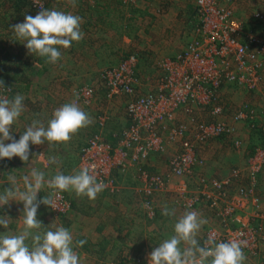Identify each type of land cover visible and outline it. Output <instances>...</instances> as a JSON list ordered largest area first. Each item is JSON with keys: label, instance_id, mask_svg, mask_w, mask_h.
<instances>
[{"label": "crops", "instance_id": "obj_1", "mask_svg": "<svg viewBox=\"0 0 264 264\" xmlns=\"http://www.w3.org/2000/svg\"><path fill=\"white\" fill-rule=\"evenodd\" d=\"M66 1L64 3L63 0H60V2L49 4L48 9L55 8L56 10L66 13L72 12L73 14L81 16L83 19L81 29L86 35H84V39L81 42H74L69 49H60L62 58L55 64L47 63L46 58L29 53L28 49L21 44L23 42L16 40L14 36L11 37V35H14L12 32L13 19L18 17L22 20L21 22H24L26 15L32 16L29 5L23 7L19 12H16L8 4L4 5L7 6L6 8L0 10V45L2 44L0 51V77L2 76L1 79H3L5 84L15 87L16 94L19 93L25 97V111L18 118L17 122L14 123L11 131V135L17 141L34 119L40 120L47 127L48 121L52 118L53 111L70 101L69 96H64L63 98H59V96L61 92L71 90L77 85L74 76V66L78 67V69L76 68L78 72L86 74V80H92L96 75H100L103 69L118 65L122 58H128L134 55L137 61H139L138 53L132 52L133 50H129L128 47L136 45L137 41L135 38L143 32L142 27L148 26L147 29H151V27H156L155 23H158V25L161 24V27L164 28L163 34L165 35L163 36L168 37L169 40H173L169 35H177V40H173V49L168 53H164L167 58H175L178 53L184 51L186 48H184V45L180 46L177 44L184 40L185 35L188 34L182 28L176 30L175 27H185L184 25L190 16L188 15L190 12H186V6L189 3L183 4L187 0H158L160 1L158 3L164 1L167 7H159V11L154 15L147 10V7L150 9L148 4L149 0H137L140 2H137L136 5L132 4V7L129 8L123 5L120 0H77L75 8L71 7L68 0ZM192 3L194 5V2ZM179 4L181 6L178 7L177 13L172 12V7ZM141 5H144V8H141ZM175 19L178 22H173ZM2 28L6 30H2ZM6 43L9 47L16 44L19 50L10 52L8 50L9 47H5ZM127 50H129L128 53ZM148 56V53H145L141 57L146 58ZM14 60L17 61L13 64ZM81 60H86V62ZM6 63L10 64L6 65ZM51 89L54 92L51 95L45 96V101L40 100L39 91L42 92V90L47 91ZM231 90L232 88L227 87L224 89L226 91V99H228V94ZM99 93L100 91H98ZM249 94H252L254 98L258 96L253 92ZM101 103H103V107L100 106V102L90 107H80L91 117L92 123L88 127H91L89 129H92V131L83 128L72 137V139L76 140V143L78 140L79 146L85 144L91 134L96 132H100L108 142L116 144L120 139L122 131L130 125V121L126 116L127 102L111 101ZM243 104L253 105L255 107L257 105L256 102H253V104L242 103L241 105ZM120 106L123 110L125 108V113L118 111ZM232 108L235 107H228L229 114H233L236 109L231 110ZM104 116L106 118L105 125L101 126L99 119ZM192 116L202 121H213L217 119L212 117L207 110L196 108L191 115L180 112L176 124L189 122L192 120ZM219 119L221 120L222 117H219ZM236 127L237 130L238 128H251V134H255V128L250 127L246 122L237 123ZM244 136L246 137V134L241 133V137ZM80 139H84V142ZM69 142L71 143V141ZM219 142H224L222 143L224 151L215 150L211 152L210 147L208 148L210 153H207L208 150L205 154L207 161H205L206 165L205 168L203 167V171L209 176L212 175V177L213 174L220 176V172H222L220 169L223 167L224 164L222 163L226 158L231 157L230 162L233 164L237 161L235 157L236 153L232 150L236 146L233 147V144L230 146L223 140ZM9 143L11 141H5V144ZM176 143L177 146L174 152L167 150V147L171 144L169 142L165 143V151L152 154L150 161L144 166L148 173L154 175L168 173L167 164L169 162V156L172 157L180 147V142L177 141ZM213 143H209L208 146ZM217 143L213 144L212 147H217ZM66 145L67 143L49 145L47 141L41 145H33L30 143L28 162L22 161L19 157H13L11 160H0V192L11 187L7 179L9 174L16 177L20 188L23 187L22 177L25 173L28 175L33 166H38L40 162L47 164L45 161L49 157L59 156L61 151L66 149ZM169 149H173V147L171 146ZM220 152H225L223 154L225 155V159L218 157ZM164 153H166L165 157L163 156ZM156 155L159 158H155ZM112 176L117 186L115 191L110 188H105L95 200H89L85 197L86 200L82 206L80 204L76 205V202L73 201V214L65 220L66 227L69 230L72 227L74 243L80 240L86 241L83 248L74 249L80 255L81 264H102V262L110 260L117 261L119 264H131V262H135L136 256L143 254L148 259L155 247L159 246L163 240L174 235V224L177 218L185 211L195 210L203 218L207 219V224L202 227L197 237L200 244L201 237H203L207 228L215 222L212 216L214 214L208 208L205 199H202V204L198 203L194 207L184 205L186 199L197 195L202 189L199 182L193 188L190 187L188 193L184 196L182 190L180 191V180L176 177H171L165 191L154 193L149 197L145 193V181L141 179L136 168L131 167L124 172L116 168ZM195 176L197 177L198 175L195 174ZM40 193H38V197ZM73 193L69 194L72 196ZM148 199L154 207V216H149L146 207L143 206ZM165 204L169 208L176 209V217L169 218L161 214L162 207ZM42 208L40 205L37 211V219L40 222L42 215L45 213L44 210L39 213V210ZM262 214L263 218H257V221L264 220L263 208ZM23 215V202L12 200L9 204L0 207V217L8 216L11 219L8 229L0 226V234H4L7 231L12 234L22 232L24 228ZM70 219H73V221ZM38 231L43 233L47 230L43 231L39 229ZM26 243L30 244L31 241H26ZM181 247L183 248L184 245L181 244ZM126 254H129L130 257H127Z\"/></svg>", "mask_w": 264, "mask_h": 264}, {"label": "built area", "instance_id": "obj_2", "mask_svg": "<svg viewBox=\"0 0 264 264\" xmlns=\"http://www.w3.org/2000/svg\"><path fill=\"white\" fill-rule=\"evenodd\" d=\"M32 1L36 10L40 11L48 0ZM237 1L196 0L197 37L181 54L162 61L164 75L156 92L137 94L134 68L138 61L134 55L101 73L109 99L124 94L131 97L127 105L130 125L122 131L116 144L106 142L100 133L95 134L80 150V170L87 167L96 175L98 182L103 181L106 188L115 191L117 186L113 171L119 168L124 172L134 167L145 181V193L149 197L165 191L171 177L180 180V191L184 196L188 193L186 178L191 177L203 163L199 153L216 138L231 136L236 131L234 124L219 119L227 113L221 103L223 90L227 85H237L252 92L264 83V37L252 30L246 31L244 23L226 7ZM123 2L135 5L138 1ZM254 16L257 20L263 19L260 13ZM4 89L0 88V95L9 96L12 88ZM94 93V88L89 85L78 91L80 97L86 98V104H90ZM196 107L208 110L217 119L202 121L192 116L191 121L176 124L178 110L191 115ZM232 116L233 122H246L253 128L258 126L257 130L261 129L264 135V120L256 125L260 116L247 104L241 105ZM99 120L104 126L106 118ZM177 140L180 141V149L169 159L168 173H148L144 166L152 154L165 151L166 141ZM235 144L239 147L240 142L235 141ZM263 162L264 150L257 149L255 156L248 161L247 175L244 170L235 169L231 176L223 180L201 178L200 192L185 198L183 204L187 207H194L205 199L221 220L220 226L208 230L205 241L209 237L215 238L216 242L234 238L244 240L247 246L243 251L247 258L264 259V225L255 223L257 218L262 217V202L254 189ZM242 176L248 179L250 186L237 184L239 188L231 193L230 188ZM54 199L56 209L51 210L56 215L62 216L70 211L71 203L63 192ZM145 205L148 215L154 216V207L149 199Z\"/></svg>", "mask_w": 264, "mask_h": 264}, {"label": "clouds", "instance_id": "obj_3", "mask_svg": "<svg viewBox=\"0 0 264 264\" xmlns=\"http://www.w3.org/2000/svg\"><path fill=\"white\" fill-rule=\"evenodd\" d=\"M68 2L73 8L77 5V0ZM82 23V17L72 12L40 7L36 16L26 15L23 23L13 26L12 32L16 40L23 41L21 44L29 53L55 64L62 58L60 49H69L74 42L79 43L84 39ZM0 88L4 89L3 81H0ZM24 99L19 93L13 98L0 95V160L19 157L28 162L30 143L41 145L47 141L49 145L66 144L92 123L89 114L73 100L53 111L47 127L34 119L17 141L11 131L25 111ZM5 141L11 143L5 144ZM58 159L49 157L48 163H57ZM7 179L11 187L0 192V207L12 200L23 202L24 228L19 234L9 231L0 234V264H81L80 255L74 249L83 248L86 241L74 243L71 231L63 225H53L55 230L39 232L42 224L37 219V211L41 203L55 210L54 197L62 192H74L77 197L95 200L105 190V183L98 182L96 175L87 167L75 174L58 172L47 181L42 171L32 168L28 175L22 177L23 191L14 175L9 174ZM45 185L53 192L37 202V194ZM161 214L169 218L176 217V209L165 204ZM10 222L8 216L0 217V226L3 228L8 229ZM205 224L207 219L197 211H185L174 224V235L163 240L151 252L149 264H245L247 257L243 248L247 242L244 240L234 238L227 242H216L215 238L209 237L201 246L197 237ZM29 240L31 243H26Z\"/></svg>", "mask_w": 264, "mask_h": 264}, {"label": "rangeland", "instance_id": "obj_4", "mask_svg": "<svg viewBox=\"0 0 264 264\" xmlns=\"http://www.w3.org/2000/svg\"><path fill=\"white\" fill-rule=\"evenodd\" d=\"M2 1L3 0H0V4L2 3ZM4 1H6V0H4ZM63 1H64V3L67 2L66 0H63ZM120 1H122L123 5H126L128 8L132 7L130 4L124 3L123 0H120ZM140 1H138V2H140ZM56 2H60V0H48L47 4L45 5V8L48 9L49 4L56 3ZM158 2H160V1H158V0H149L148 1L150 9H149V7H147V10L149 13L151 12V14L154 15L156 12L159 11L158 10L159 7H161V6L167 7V4L164 3V1H162V3H158ZM187 2L189 4H187V6H186V9H187L186 12H190V13H188V15H190V16L188 17L187 22L184 25L185 27H182V26L175 27L176 30H179L182 28L183 31L186 34H188V35H185L184 40H182L181 42H179L177 44L180 46L184 45V48L187 47L188 44L197 37L195 28H196L197 23H198V11H197L196 0H187V1L183 2V4H186ZM192 2H194V5ZM176 4H178V3H176ZM190 4H191V6H190ZM180 6H181V4L173 6L172 12L177 13L178 7H180ZM6 7L7 6H3V5L1 6L0 5V10L2 8H6ZM226 7H229L232 10L234 16L244 23V25L247 28V29H245L246 31L252 30L253 32H256V34L264 37V0H238L235 4H228V5H226ZM141 8H144V5H141ZM30 10H31L30 13H32L33 17L37 15L36 11H34L32 8ZM256 13L262 14L263 19L257 20L254 16ZM13 20H14V23L12 24V26L19 24V23H23V22H21L22 20H20L18 17L16 19H13ZM173 22H178V21H177V19H175V20H173ZM6 24H8V23H6ZM146 24H149V23H146ZM155 25H156V27L155 28L151 27V29H147L148 26L142 27L143 32L140 35H138L137 38H135V40L137 41L136 45H131L130 47H128L129 50H131V49L133 50V51L131 50L132 52L138 53V60L139 61H138V63H136V66L134 68V74H135V77L137 78V84H138L137 94H139V95H147L149 93H154L157 91L158 83L160 82V80L163 78V75H164V71L161 67V63L164 60L172 59V58H167L164 53L170 52L173 49V46H172L173 42H174L173 40H177V37H176L177 35H169V37L173 38V40H169L168 37L163 36V35H165V34H163L164 28L161 27V24L158 25V23H155ZM3 28H2V30H6ZM13 36L14 35H11V37H13ZM6 39H8V38H6ZM164 41H167V42H164ZM21 42H23V41H21ZM1 45H0V51L2 48ZM5 47H9V45L6 43ZM8 50L10 52H15V51H18L19 48L15 44V45L9 47ZM129 50H127V53L129 52ZM124 51H125V49H124ZM182 52L178 53L177 55L181 54ZM145 53H148L149 56L146 58L141 57ZM77 54H82V53H77ZM85 54H86V52H85ZM124 60H125V58H122L120 60V62L118 63V65L120 63H122ZM15 61H17V60H14L13 64L15 63ZM81 61L86 62V60H81ZM7 64H10V63H6V65ZM75 64H76V62H75ZM85 65H86V63H85ZM118 65H116V66L113 65V67L105 68L101 71V73L106 69L114 68V67H117ZM76 68L78 69V67L74 66V70H75L74 76L76 78L77 85H75V87L71 90L61 92L59 98H63L64 96H69L70 97L69 102L76 100L78 105L81 108H83L84 106H86V107L93 106L98 102H100V106L103 107L104 105L101 102H111V101L112 102H127V105H128V102L131 100V97L127 96L125 94L118 96V97H114L112 99H108V101L106 100V95H105L106 86H105L104 81L101 78V73H100V75H96L94 77V79H92V80H90V79L86 80V74H81L80 72H78L76 70ZM1 77H0V81H3V79H1ZM3 84H4V82H3ZM86 85L93 87L95 90L94 97L90 101V104H86V98L80 97V95H78V91L80 89L86 87ZM227 88H232V90L228 94L229 101H228V99H226V96H225L226 91L223 90V95L221 96L222 97L221 103L226 107L227 113L225 115L220 116V117H222L221 120H226L229 123L234 124L236 131L231 136L219 137L217 140L212 141V142H214L213 144L218 142L216 144L217 147H215V146L212 147L213 144H210V146L207 145L206 148L199 153L203 163L200 164V166L194 170V173L192 174L191 177L186 178L188 185H189L188 190L190 187L193 188V186L198 185L199 179H201V178L206 177L208 180H211V179L223 180L224 178L231 176L235 169L244 170L245 171L244 174L246 173V175H247L246 167L248 165L249 159H251L255 156L257 149L264 150V135L261 132V129L257 130L258 126L254 127L255 128V134H254L255 136L251 134V132H252L251 128H248V129L247 128H243V129L238 128V130H237L236 125H237V123H241V122H233V119H232L233 116H232V114H229V110H228L229 106L235 107L237 109L238 106L241 105L242 103L253 104V102L254 103L256 102L257 103L256 107L253 105H251V106H249L248 104L247 105L251 109H253L254 111L258 112L260 119L258 121H256L255 124L260 125L261 123L259 121L262 122L264 120V83H263V85L260 86L259 89L252 91L253 93H256V95H258L257 98H254V96L252 94H249L251 92H249V91H248L249 93L246 92L247 90L243 89L240 86L227 85ZM150 90H152V91H150ZM98 91H100L99 94H98ZM53 92L54 91H52V89L47 90V91L42 90V92L39 91L40 100L45 101L46 100L45 96L51 95ZM15 95H16V92L14 94H12V96L9 95L8 97L12 98ZM125 96L127 97V100H126ZM232 97H234V98H232ZM119 108L120 109L118 111L120 113H122V112L125 113V108H124V110L121 106ZM196 108H194V110ZM235 108H232L231 110H233ZM106 109H108V107H106ZM236 109L234 110V112L236 111ZM179 111L180 110H178V112H177V116H176L177 118H178L180 112H182V110L180 112ZM207 112H209V111L207 110ZM126 116H127V107H126ZM103 118H105V116ZM127 118H128V116H127ZM89 128H91V127H86L87 130L92 131V129H89ZM241 133L242 134L245 133L246 137L245 136L241 137ZM81 138H84V137H81ZM80 140H82V139H80ZM220 140L225 141L230 146H231V144H233V147L236 146L235 141L240 142L239 147H235L234 149H232L234 151V153H236L235 157L237 158V161H236V163L233 164L230 162L231 157L226 158V160H224V162L222 163L224 165L220 169V170H222V172H220V176L213 174V177H212V175L209 176L203 171L205 168V165H206L205 161H207L205 158V156H206L205 154L209 150L208 148H210V147H211V152H214L215 150L224 151V149L222 147L223 146L222 143H224V142H219ZM70 141H71V143L70 142L67 143L68 146L66 145V149L64 151H61V154H59V156L55 155V157L59 158L57 163L49 164L48 159H47V161H45L47 164L40 162L38 164V166H36V165L33 166V168H36L45 174V181L50 180L58 172L63 173L65 175H69V174H75L76 172L80 171L79 155H80L81 146H79L78 140H77V143H76V140H74V139H71ZM82 141L84 142V139ZM177 141H179V140H177ZM177 141L171 142V144H169V146L167 147V150L168 151L170 150V152H172V151L174 152V150L176 149V146H177V143H176ZM166 143H169V141H167ZM171 146L173 147V149H169ZM165 149H166V145H165ZM179 149H180V147L177 149V152L179 151ZM207 153H210V150ZM224 153L225 152H220L218 154V157H223L222 159H225L224 158L225 155H223ZM163 156L165 157L166 153H164ZM230 156H232V155H230ZM155 158H159V156L156 155ZM170 158L171 157L169 156V159ZM44 168H47V169H44ZM195 174L198 176L196 177ZM24 175H27V173H25ZM235 182L236 183L234 184V186H232V188H230L231 193H235L236 190L239 188V186H237V184L245 186V187L250 186L248 179L244 176L240 177V179L239 178L236 179ZM254 189H255L256 195L260 198V200L262 202V208L264 211V162H263L262 169L258 173V177L256 179ZM20 190H24V185H23V187L20 188ZM49 193H52V189L48 188L47 185H45V187L41 190L39 197L37 194V202L42 200ZM63 193L71 203V209L65 215H62V216L59 215L58 216L51 210V207L46 206L42 203L40 204L43 208L41 210H39V213L43 212V210L45 212L41 218V224H42L41 229L43 231L55 230L53 225H55L56 227H59L60 225H63L64 227H66L65 220L67 218H70L71 215L73 214V212H72L73 203L72 202L75 201L76 205L80 204L82 206L83 202L86 200L85 197H77L75 195V193H73L71 196L70 194L72 192H63ZM207 205H208V208L214 214L212 216L215 219V222L212 223L207 228L205 234L203 235V237H201V246H203V244H204L205 236H206V233L208 232V230L212 227H218L221 225V220L219 217L216 216V212L210 208L208 203H207ZM262 208H261V214H262ZM261 218H263V214H262ZM70 220L73 221V219H70ZM255 223L264 225V220L263 221H259V220L257 221L256 220ZM66 228H68V227H66ZM71 228H70V231L73 235ZM129 254H126V256L130 257ZM147 261H149V259H147L145 254H143L140 256H136L135 262L133 261V262H131V264H147ZM102 264H119V262L110 260V261L102 262ZM245 264H264V259L263 258H247V260L245 261Z\"/></svg>", "mask_w": 264, "mask_h": 264}, {"label": "trees", "instance_id": "obj_5", "mask_svg": "<svg viewBox=\"0 0 264 264\" xmlns=\"http://www.w3.org/2000/svg\"><path fill=\"white\" fill-rule=\"evenodd\" d=\"M122 2V1H121ZM6 3L9 5V6H11L16 12H19L23 7H25V6H30V8H32L34 11H36V13L38 14L39 13V11H37L36 10V8L34 7V5H33V1L32 0H6V1H2V3L0 4L1 6L3 5H6ZM3 87H8V88H12L11 89V92H10V95L12 96V94H14L15 92H16V89H15V87L14 86H12V85H9V84H3ZM107 94H108V91L105 89V95H106V100L108 101V96H107ZM98 133H100V132H98ZM97 132L96 133H93V134H91V136L89 137V139L87 140V142L85 143V144H83L82 146H81V148L82 147H84L85 145H87V143H88V141L95 135V134H98ZM101 136L103 137V135L101 134ZM103 139L106 141V142H108V140L106 139V138H104L103 137Z\"/></svg>", "mask_w": 264, "mask_h": 264}]
</instances>
